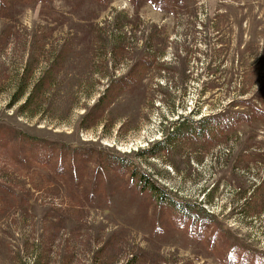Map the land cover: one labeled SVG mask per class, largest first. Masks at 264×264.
<instances>
[{
	"label": "rangeland",
	"instance_id": "rangeland-1",
	"mask_svg": "<svg viewBox=\"0 0 264 264\" xmlns=\"http://www.w3.org/2000/svg\"><path fill=\"white\" fill-rule=\"evenodd\" d=\"M6 2L0 126L100 154L71 175L28 169L15 140L0 146V264H224L226 256L264 254V121L215 137L211 147L177 139L171 153L141 155L174 139L184 120L221 119L236 98L263 106L264 0H183L169 8L134 0ZM149 54L155 66L143 82L119 94L101 120L87 119L110 82ZM243 148L262 159L237 167ZM107 156L128 161L130 172L114 171ZM99 167L105 178L95 186ZM134 172L182 206L187 227L210 224L206 239L169 224L166 207L132 181Z\"/></svg>",
	"mask_w": 264,
	"mask_h": 264
},
{
	"label": "trees",
	"instance_id": "trees-1",
	"mask_svg": "<svg viewBox=\"0 0 264 264\" xmlns=\"http://www.w3.org/2000/svg\"><path fill=\"white\" fill-rule=\"evenodd\" d=\"M144 1L155 2L157 4L158 1H160L159 6L162 7L163 5H165L167 8H169L170 5L171 7H176L182 6L184 4L183 0H134V4L136 6H140ZM8 6L9 5L7 4L6 0H0V11L9 8ZM121 47L124 49V47L119 44L118 48ZM145 56H142L137 64L130 68L129 73L110 82L104 95L99 98L98 103L93 107L91 111H89V114H87V119H93L96 114H99L100 118H96V120H101L103 118L102 116L104 112L114 103V100L119 94H122V92L128 90V88H131L134 84L140 83L141 81L143 82L146 74L148 73L146 71L155 66L153 61L154 59L151 58L150 54L149 57ZM50 73L51 71H48L46 74ZM45 80V77H43V80L41 79L36 88L41 86ZM22 95L23 90L18 93L17 99H19ZM237 106H245L246 111L237 109ZM224 113V117H221V119L213 120L212 118H206L203 120H199V124H192V126H185L187 122L185 120L182 121V123H180L179 125L180 128H178V135L174 139L165 141H163V139L157 142V147L154 148V150H148L144 154L141 153V155L153 156L157 152L171 153L173 152L172 144L176 142L177 139H181L184 144H192V148L211 147L212 144H215V137L221 139L223 134H225V136L229 138L233 134L236 135L241 126L244 124L251 125L258 119L264 121V102L263 106H260L254 101L252 102L251 100L247 101L236 98L229 103ZM170 128L171 127H165L164 130L166 134L171 135L169 130ZM16 139H18V142H16ZM10 145L15 147L14 149L16 150L18 161L25 164L28 169H30V167L44 168L55 166L54 168L57 170V172L68 171V173H70L71 175H77L78 173H80L82 169L89 166V161L93 159L94 154H100L95 148H74L73 151L67 147L58 148L56 145L51 144L47 140H41L22 133L18 134L16 133V130L11 131L9 128H3L0 126V146L7 147ZM249 149L250 148H243L240 151V155L238 156L236 161L238 163L237 167L246 166L248 168L250 166H253L254 163L257 164L259 159H262L260 158L261 156L259 158L254 156V153H245ZM178 151H180V149H176V151L172 154L178 155ZM180 155L181 153L179 154V156ZM104 160L112 166L114 171L123 173L130 172L129 169L131 165L125 159L107 156ZM101 169L102 167H99L97 169V176L99 178L95 183V186H101L100 183L104 181L105 176ZM130 176H132V181L137 180L143 190L152 193L156 198H158L159 203L162 204L163 207H166L164 209V212L168 215H172L171 219L174 222L176 228H181L189 231L192 234V237H195L198 240L203 241L204 239H206V231H208L207 229H209L210 224H205L199 221V226H197L198 223H192L187 227L186 217L190 219V215H185V217L175 216L174 209L172 210L169 205H173L176 209L175 211H177L176 213L178 214L185 213L182 206H178V204H175L172 201L166 202L165 193L158 194V190H156L154 186L148 185V183L146 182V177L144 175L138 177V174L134 172L131 173ZM260 189H262V187ZM237 254L239 253H236V255ZM40 261H42L41 258L36 260L34 264H40ZM134 262L135 259L131 258L126 264H134ZM223 262L224 264H264V254H249V256L246 258L244 257V255L240 257H235L233 255L226 256L223 258Z\"/></svg>",
	"mask_w": 264,
	"mask_h": 264
},
{
	"label": "flooded vegetation",
	"instance_id": "flooded-vegetation-1",
	"mask_svg": "<svg viewBox=\"0 0 264 264\" xmlns=\"http://www.w3.org/2000/svg\"><path fill=\"white\" fill-rule=\"evenodd\" d=\"M180 214V215H179ZM178 215L179 216H182V217H184V213H179ZM168 216V220H169V224H170V221L172 220L171 219V217H172V215H167ZM194 239H197V238H195V237H193ZM198 240V239H197Z\"/></svg>",
	"mask_w": 264,
	"mask_h": 264
}]
</instances>
